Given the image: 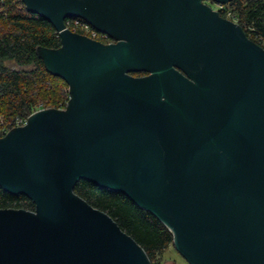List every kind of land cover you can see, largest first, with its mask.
Returning a JSON list of instances; mask_svg holds the SVG:
<instances>
[{
  "label": "water",
  "instance_id": "95a60500",
  "mask_svg": "<svg viewBox=\"0 0 264 264\" xmlns=\"http://www.w3.org/2000/svg\"><path fill=\"white\" fill-rule=\"evenodd\" d=\"M204 1L23 0L61 37L38 54L70 97L0 137V186L36 206L0 209V264H152L81 179L157 216L190 264H264V48Z\"/></svg>",
  "mask_w": 264,
  "mask_h": 264
},
{
  "label": "trees",
  "instance_id": "16d2710c",
  "mask_svg": "<svg viewBox=\"0 0 264 264\" xmlns=\"http://www.w3.org/2000/svg\"><path fill=\"white\" fill-rule=\"evenodd\" d=\"M219 12L239 23L247 36L264 48V0H231ZM39 45L62 46L53 24L29 11L23 0H0V130L10 129L17 117L26 118L39 109L62 108L69 100V85L47 69L38 54ZM7 59L29 68L8 67ZM73 191L113 217L143 247L151 263L160 264L159 256L173 244L174 235L157 216L127 195L103 191L86 180H79ZM3 208L35 211L36 206L26 195H13L0 186V209Z\"/></svg>",
  "mask_w": 264,
  "mask_h": 264
},
{
  "label": "built area",
  "instance_id": "2783aa9c",
  "mask_svg": "<svg viewBox=\"0 0 264 264\" xmlns=\"http://www.w3.org/2000/svg\"><path fill=\"white\" fill-rule=\"evenodd\" d=\"M223 5L218 4V7L213 8L215 10H218L220 8H222ZM65 26L67 29H70L74 32L77 33H81L83 35H86L92 39H96L99 40L105 44H109V43H114L115 40H113L112 38H110L108 35L96 30L95 28H93L90 24H88L87 22H85L83 19L81 18H68L65 20ZM59 34V33H58ZM68 104V101L66 103V105L62 108H58L61 110H64L66 108ZM28 117L24 118V117H17L13 126L10 129H1L0 132H2L3 134L0 135V137L5 136L14 126H24L26 125L27 121H28ZM3 125V121L0 117V126Z\"/></svg>",
  "mask_w": 264,
  "mask_h": 264
},
{
  "label": "rangeland",
  "instance_id": "374dc122",
  "mask_svg": "<svg viewBox=\"0 0 264 264\" xmlns=\"http://www.w3.org/2000/svg\"><path fill=\"white\" fill-rule=\"evenodd\" d=\"M205 3L211 5L213 8L216 9L218 7V4H215L209 0L204 1ZM5 64L8 67L14 68V69H26L29 68V66H22L19 65L15 60L13 59H7L5 60ZM159 263L160 264H190L186 258L177 250L174 244H171L160 256H159Z\"/></svg>",
  "mask_w": 264,
  "mask_h": 264
},
{
  "label": "flooded vegetation",
  "instance_id": "af4514ba",
  "mask_svg": "<svg viewBox=\"0 0 264 264\" xmlns=\"http://www.w3.org/2000/svg\"><path fill=\"white\" fill-rule=\"evenodd\" d=\"M133 75L137 76V77H143V76H148L149 73H134Z\"/></svg>",
  "mask_w": 264,
  "mask_h": 264
}]
</instances>
